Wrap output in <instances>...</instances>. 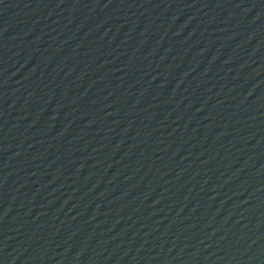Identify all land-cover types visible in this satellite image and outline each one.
<instances>
[{
	"label": "water",
	"instance_id": "1",
	"mask_svg": "<svg viewBox=\"0 0 264 264\" xmlns=\"http://www.w3.org/2000/svg\"><path fill=\"white\" fill-rule=\"evenodd\" d=\"M0 264H264V0H0Z\"/></svg>",
	"mask_w": 264,
	"mask_h": 264
}]
</instances>
